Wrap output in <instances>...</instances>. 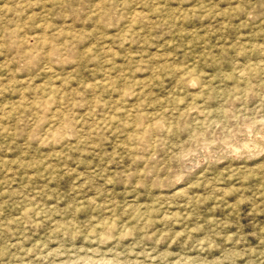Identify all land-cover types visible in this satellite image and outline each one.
I'll use <instances>...</instances> for the list:
<instances>
[{
  "label": "rangeland",
  "instance_id": "rangeland-1",
  "mask_svg": "<svg viewBox=\"0 0 264 264\" xmlns=\"http://www.w3.org/2000/svg\"><path fill=\"white\" fill-rule=\"evenodd\" d=\"M0 264H264V0H0Z\"/></svg>",
  "mask_w": 264,
  "mask_h": 264
}]
</instances>
